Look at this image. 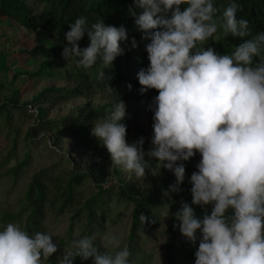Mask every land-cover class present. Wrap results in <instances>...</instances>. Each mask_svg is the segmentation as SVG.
Instances as JSON below:
<instances>
[{
    "label": "clouds",
    "instance_id": "clouds-1",
    "mask_svg": "<svg viewBox=\"0 0 264 264\" xmlns=\"http://www.w3.org/2000/svg\"><path fill=\"white\" fill-rule=\"evenodd\" d=\"M240 8L230 0L222 12L220 31L241 40L222 54L202 46L218 30L213 0H133L129 15L141 39L148 41V65L135 77L138 91L157 90L149 105L151 147L143 148V137L126 142V105L120 100L90 133L106 148L111 166L137 179L145 177L146 169L156 175L149 161L171 171L175 184L163 192L165 197L185 179L182 161L199 154L189 177L191 202L181 201L175 213L182 236L193 245L198 242L194 264H264V32L244 39L248 21L237 19ZM68 29L61 55L75 58L76 67L85 70L97 61L110 69L124 54L121 43L129 40L123 25L103 20L88 25L78 17ZM85 35L89 43L81 48L78 42ZM131 47H137L135 38ZM105 70L97 78L110 93ZM207 205L210 213L197 217L193 206ZM146 219L139 215L141 224ZM93 239H73L71 250L57 257L58 264H73L76 257L91 264H130L126 247L101 252ZM108 242L118 247L116 236ZM57 250L47 232L29 234L11 222L0 228V264H43Z\"/></svg>",
    "mask_w": 264,
    "mask_h": 264
},
{
    "label": "trees",
    "instance_id": "trees-1",
    "mask_svg": "<svg viewBox=\"0 0 264 264\" xmlns=\"http://www.w3.org/2000/svg\"><path fill=\"white\" fill-rule=\"evenodd\" d=\"M132 2L133 0H0V17L11 20L29 34L44 32L50 38L48 45L36 43L31 49L22 50L37 60L34 67L23 74L33 86L42 83L46 85L28 101L22 100L19 89L0 97V138L4 141V146L0 149V168H7L5 175L17 181L27 171L29 153L20 157L16 150L23 141V134L24 139L31 141L39 135L47 136V141L51 140L54 146L74 142L83 148H105L90 134L91 129L94 122L107 115L118 100L126 105V116L122 120L126 125V142L132 143L143 137V148L147 150L151 147L153 121L149 128H145L142 118L135 116L130 106L131 103H152L157 94L155 89L144 94L138 91L140 85L135 77L139 69L148 65L145 51L148 41L141 39L142 33L136 29L134 18L129 15L128 9ZM229 2L230 0H213L217 9L214 20L218 24V30L202 45L212 47L222 54L230 52L241 42L239 38L225 37L219 29L222 12ZM233 2L241 6L236 13L237 19L248 21V35L244 39H251L258 32H264V0ZM183 7L181 6L182 9ZM78 17H85L88 25L103 20L105 25H123L127 30L129 40L121 43L124 54L113 61L110 69L105 70L99 61L87 70L77 68L75 58L66 60L62 57V50L67 44L64 33L69 30L68 24ZM132 38L137 43L135 48L131 47ZM88 43L85 35L78 45L83 48ZM104 70L105 75L110 77L107 83L113 88L110 93L105 92L104 82L97 78V72ZM128 85H131L130 89ZM4 87L5 84L0 83V92ZM98 95L105 100L93 106L83 104L68 114L52 113L54 107L68 104L73 99L95 98ZM145 159L149 158L145 156ZM199 159L197 154L188 161H182L185 179L178 191L170 192L168 197L163 196V192L175 184V177L171 171L160 168L156 161L148 162V168L156 175L146 169L145 177L139 179L132 174L127 179L124 177V170L117 167L109 173L103 165L81 171L67 167L62 161L52 163L31 174L17 209L4 211L0 215V228L11 222L29 234L47 232L46 219L49 215L67 216V241L60 239L57 253L43 261V264H58L57 257L62 252L71 250V241L76 238V234L78 238L93 237L94 245L101 252L115 253L126 247L130 253V264H150L151 256L145 250L146 241L166 221L163 246L167 264H194L198 242L193 245L182 236L175 213L181 201L191 202L189 177L196 170L195 165ZM12 161L13 165L8 167ZM91 187L93 191L87 197ZM120 205H124L130 212V229L125 244L112 247L104 235L111 224L113 212ZM193 208L197 217L211 211V205L203 209L199 206ZM140 214L147 218L144 224L139 221ZM73 264H91V260L82 261L76 257Z\"/></svg>",
    "mask_w": 264,
    "mask_h": 264
},
{
    "label": "rangeland",
    "instance_id": "rangeland-1",
    "mask_svg": "<svg viewBox=\"0 0 264 264\" xmlns=\"http://www.w3.org/2000/svg\"><path fill=\"white\" fill-rule=\"evenodd\" d=\"M36 43L48 45L50 38L44 33L29 34L19 25L11 20L0 17V46L1 53L6 57L8 66L0 68V83H4L5 87L0 92V97L10 95L14 89H19L22 100L28 101L46 85V83L33 86L30 80L23 73L31 70L35 65V59L29 54L23 53L24 49H31ZM4 50V51H3ZM7 51V52H5ZM17 55V58L15 56ZM3 61V60H1ZM0 61V62H1ZM52 84V83H49ZM105 99L98 95L95 98L73 99L68 104L59 105L52 109L53 115L68 114L75 108L83 104H91V106L103 102ZM151 103H131V109L135 116H140L143 120L144 127L149 128L152 122L153 113L149 110ZM33 110V109H31ZM28 125V124H27ZM27 125L24 126V133ZM47 136L39 135L37 139L31 141L24 139L17 146L16 150L21 157L25 153H29L30 161L27 171L23 176L14 181L9 176L5 175L7 168H0V215L7 210H16L20 199L25 193V189L30 181V176L33 172L51 165L52 163L62 161L67 167H74L77 170H88L90 167L103 165L109 173L116 166H111V160L106 148L89 149L78 146L74 142H66L61 146H54L51 140L46 139ZM4 146V141L0 138V149ZM13 165V161L8 167ZM118 168V167H117ZM131 176L130 173L124 171V177L127 179ZM93 188H89L87 197L92 193ZM130 212L120 205L113 212V218L104 237L108 242L109 236L118 238V247H121L127 241L130 229ZM69 225L67 216L49 215L46 219V231L53 238L54 243L59 247L60 239L67 241L66 231ZM166 221L155 230L145 244L146 252L151 256L150 264H167L164 258V242ZM77 239L78 235H75ZM67 245V244H66ZM63 247V245H62Z\"/></svg>",
    "mask_w": 264,
    "mask_h": 264
},
{
    "label": "crops",
    "instance_id": "crops-1",
    "mask_svg": "<svg viewBox=\"0 0 264 264\" xmlns=\"http://www.w3.org/2000/svg\"><path fill=\"white\" fill-rule=\"evenodd\" d=\"M9 20V19H8ZM22 28V27H21ZM1 50H2V47L0 46V61L1 60H3V61H1L0 62V68H2V67H4V65L5 66H8L7 65V63L5 62L6 60V57H5V55H3L2 53H1ZM4 51V50H3ZM5 52H7V51H5ZM11 56H15L16 58H17V55H11ZM33 59H35V58H33ZM36 60V59H35ZM35 62H37V60L35 61ZM36 64V63H35ZM29 69H31V67H29Z\"/></svg>",
    "mask_w": 264,
    "mask_h": 264
}]
</instances>
